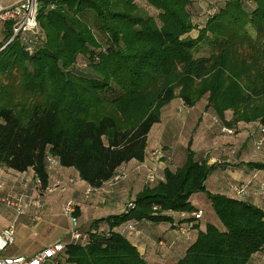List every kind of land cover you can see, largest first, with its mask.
I'll return each mask as SVG.
<instances>
[{
	"label": "trees",
	"instance_id": "16d2710c",
	"mask_svg": "<svg viewBox=\"0 0 264 264\" xmlns=\"http://www.w3.org/2000/svg\"><path fill=\"white\" fill-rule=\"evenodd\" d=\"M137 1L37 0L31 53L18 40L0 51V169L32 170L45 188L51 156L99 189L123 165L144 161L148 135L174 99L194 107L207 96L205 111L228 129L264 126V0H142L157 19ZM11 35L8 23L0 47ZM201 41L211 53L194 57ZM248 167L264 170V163ZM215 169L196 159L189 141L183 166L144 185L133 208L95 220L86 232L75 210L86 242L64 240L59 264H148L116 230L150 222L176 233L177 215L196 220L194 194L205 196L221 228L207 223L176 264H248L264 252V210L208 192Z\"/></svg>",
	"mask_w": 264,
	"mask_h": 264
},
{
	"label": "crops",
	"instance_id": "0c3cea01",
	"mask_svg": "<svg viewBox=\"0 0 264 264\" xmlns=\"http://www.w3.org/2000/svg\"><path fill=\"white\" fill-rule=\"evenodd\" d=\"M21 1L23 0H0V4L2 7L8 8ZM200 3L202 2L200 1ZM203 7L204 5L201 8L203 9ZM192 12L193 21L200 24L203 21L201 10L195 9ZM207 115L205 117L201 116V113L196 114L197 120H200L199 124H187L186 126L183 124L154 125L147 138L144 161L142 163L131 161L123 165L122 167L128 172V178L125 181L113 188H108L105 184L100 191L91 194L88 199L85 198L84 192L91 187L80 180L78 172L72 168L56 167L48 179V184H52L56 179L62 180L64 190H56L45 196V207L42 210L43 219L34 222L30 216L31 212L28 210L26 215L17 220L18 226L21 225L19 232L24 237L27 231L31 233L30 230H38L47 235L51 233L56 235L52 243L36 247L34 254L54 243H63L62 240H67L70 222L67 218H63L61 213L65 204L71 202L76 205V217L82 232L89 230L90 225L95 220L122 214L127 202L134 200L135 195L144 187L145 170L143 168L158 169L162 177L166 168L174 170L181 168L186 160V148L189 141H191V150L195 153L196 159H207L209 165H217V169L205 182L208 192L245 201L264 210V170L248 167V164L264 163V159L259 158V156L254 158L252 144H249L258 136L260 124H237L232 129H228L222 124H208L209 113ZM227 115L226 119L229 120L231 114L230 116ZM190 116L194 117L193 113ZM213 119H215L214 116ZM189 126L191 127L190 133L185 136ZM221 128L230 130L232 135L219 134L222 133ZM215 133H218V136ZM156 152L170 155L171 165L165 158L157 157ZM153 155L156 157L154 158ZM218 156L222 157L223 160H217ZM34 178L32 170L17 173L0 169V182L5 184L1 194L21 192L28 196H34L35 192L31 189V182ZM238 186L246 188L247 195L244 198L234 193L233 188ZM194 197L195 201L204 208L203 210L196 209V213L200 211L202 217L195 221H187L190 219L187 216L177 215L175 217V221L180 222L182 227L190 225L193 227L186 238L177 236L169 224H152L150 222H142L135 226V233H124L125 228H118L116 231L124 234L148 264H176L195 241L198 231L204 230L207 223L215 225L212 220L214 214L205 196L194 194L190 198V204L195 207L197 205L193 203ZM1 208L0 213L5 215L7 222L0 227V232L14 219V214L11 213L12 215L9 214L10 216H8L7 212ZM204 211L207 212L210 219L206 223L203 221ZM18 226L16 231H18ZM8 250L5 252L7 256H26L15 254L13 251L10 254ZM248 264H264V252L253 255Z\"/></svg>",
	"mask_w": 264,
	"mask_h": 264
},
{
	"label": "built area",
	"instance_id": "2783aa9c",
	"mask_svg": "<svg viewBox=\"0 0 264 264\" xmlns=\"http://www.w3.org/2000/svg\"><path fill=\"white\" fill-rule=\"evenodd\" d=\"M37 0H23L18 4L11 7L4 8L0 4V44L3 42L2 31L4 26L8 23L11 24L12 35L0 47V51L3 50L8 44L14 40H18L21 46L26 52L31 53L33 44L39 37V29L37 25ZM184 109H182L183 111ZM222 132L232 135V132L228 129L222 128ZM253 151L259 153L264 149V126L260 127L259 134L253 141ZM161 158H165L168 163L171 164V156L163 155L159 153ZM59 166L56 158L48 156L46 161V170L48 176L50 177L54 169ZM144 185L153 186L159 181L163 180V177L155 174L153 171H148L145 174ZM128 177V173L125 168L121 167L112 177V179L106 183L108 188H113L125 181ZM34 182V196H28L27 194H12L7 195L1 194L5 188V184L0 182V207L10 209L14 214L13 221L0 232V264H59L57 260L65 249V244L58 242L54 243L48 247H45L32 256H7L5 252L14 244L16 222L18 218L27 214L30 210V216L34 222H38L42 217V210L45 207V196L53 193L56 190L63 191L64 186L62 181L56 180L52 184H48L45 188H42L39 180L35 179ZM70 183L72 181L70 180ZM99 189H89L84 192L86 199L90 197L91 194L97 193ZM234 193L244 198L247 195L246 188L238 186L233 188ZM134 204L129 202L127 208H133ZM76 205L68 202L62 207L61 213L70 222V227L67 231L69 243H80L82 245L86 242V236L82 235L77 227L76 220L72 217L75 212ZM193 217L198 220L202 217V213L199 211L193 214ZM135 233V225H127L124 229V233ZM177 235L179 237H187L188 229L184 227H179L177 229Z\"/></svg>",
	"mask_w": 264,
	"mask_h": 264
},
{
	"label": "rangeland",
	"instance_id": "374dc122",
	"mask_svg": "<svg viewBox=\"0 0 264 264\" xmlns=\"http://www.w3.org/2000/svg\"><path fill=\"white\" fill-rule=\"evenodd\" d=\"M137 5L140 8L144 9L149 14V16H151L154 19H157L158 13L154 9L147 7L142 0H138ZM202 5H203L202 3H199L198 7L201 8ZM192 14H193V12H192ZM194 16H195V13H194ZM95 35H96V38L98 39V41L100 42V44L102 45V47H105L106 42H107L106 39L98 33H95ZM209 49H210V47L207 46L205 42L201 41L199 43V45L196 47L197 51L196 52L194 51L195 52L194 57L208 56L211 53V51ZM206 104H207V96H204L194 107H187L180 100L174 99V101H172V103H170L167 107H165L162 110L161 115H160V121L158 124H183L184 126H186L187 124H199L200 120H197L196 114H200V113H201V116H205V117H207L208 116L207 113H209V118H208V122H207L208 124H221L216 117H214L215 119H213L214 115L211 113L210 110L208 112L205 111ZM182 109H184V110L182 111ZM191 109H192V111H190ZM191 112L193 113L194 117L190 116L192 114ZM226 115L230 116V113L227 112ZM251 124H257V123H251ZM190 129H191V127L189 126V128L185 132V136L189 135ZM221 131H222V128H221ZM219 134L223 135L226 133L222 132ZM215 135L218 136V133H215ZM182 136L184 137V135H182ZM249 144H252V146H253V141H250ZM159 153H161V152H156V156L161 158V155ZM252 154H253L254 158L259 156V158L264 159V149H262V151L259 153H255L253 151ZM156 156L153 155L154 158ZM217 160H223V159H222V157L218 156ZM171 162H172V160H171ZM143 169L145 170V174L148 171H153V172H155V174L162 176L159 173L158 169L149 168V167H147V169L146 168H143ZM145 174H144V178L146 176ZM33 180L31 182V189L32 190H34ZM56 180H59V179H56ZM59 181H62V180H59ZM16 194H21V192H16ZM199 195L201 196V194H199ZM129 202L130 201H128L127 204ZM193 203L197 205V206H195L196 208L193 206V208L195 210L196 209H202V210L204 209L201 204H199L198 202L195 201V197L193 199ZM1 209L4 210L5 212H7L8 216H10L9 214H11V213L13 214V212L10 209L4 208V207H2ZM62 217L65 218L63 215H62ZM42 219H43V217H41V220ZM212 220H213V223H215L216 227L221 228V225H220V223H219V221L215 215H212ZM203 221L205 223L207 221H210L209 215L205 211H204V220ZM6 222H7V219H6L5 215L0 213V227H2ZM17 226H18V222L16 224V227ZM20 228H21V225L18 226V231H16V234H15L14 244L9 248L8 253L13 251L15 254H21V255H26V256L33 255L36 247H38V246L41 247V246H44L48 243H52L53 239L56 236L54 233L47 235V234H43L41 231H38V230L28 229L31 231V233L29 231H27V233L24 237V235L21 232H19ZM33 233H35V234H33ZM29 234H30V236H29ZM62 241H64V240H62Z\"/></svg>",
	"mask_w": 264,
	"mask_h": 264
}]
</instances>
